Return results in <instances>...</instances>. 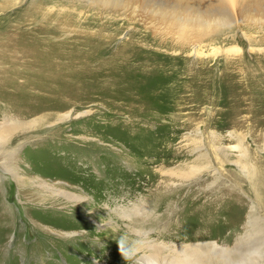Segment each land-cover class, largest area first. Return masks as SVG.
Wrapping results in <instances>:
<instances>
[{"label": "rangeland", "instance_id": "obj_1", "mask_svg": "<svg viewBox=\"0 0 264 264\" xmlns=\"http://www.w3.org/2000/svg\"><path fill=\"white\" fill-rule=\"evenodd\" d=\"M162 2L0 0L2 40L19 46L0 64V133L13 120L29 123L6 148L9 167L0 152V205L14 213L0 209V264H144L143 237L191 239L200 213L217 218L202 227L212 239L232 233L234 216V238L251 216L264 228V14L223 3L214 9L229 24L182 40L159 17L182 8L152 7ZM83 40L97 42L98 61L129 58L126 82L137 77L158 98L114 109L93 102L105 94L100 87L92 98L82 90L99 76L77 81L22 57L21 45ZM16 61L31 66L14 68ZM142 62L144 76L136 68ZM112 67L104 70L118 74ZM23 88L33 96L11 97ZM74 99L80 104L60 107ZM9 101L32 112L12 114ZM145 203L146 212L135 210ZM258 244L254 264H264Z\"/></svg>", "mask_w": 264, "mask_h": 264}, {"label": "bare ground", "instance_id": "obj_2", "mask_svg": "<svg viewBox=\"0 0 264 264\" xmlns=\"http://www.w3.org/2000/svg\"><path fill=\"white\" fill-rule=\"evenodd\" d=\"M89 1H91V3H96V2L101 3V5L104 7H108V6L115 7V5H117L118 3L120 5L130 4L131 8L137 7L135 5L136 0H89ZM161 1H163L162 2L163 4L160 5L154 4V6L152 7L182 8V10L179 12H177L179 10L178 9L175 11L161 13V15L159 16L162 21H164L163 19H165L166 21H170L171 24H169L168 27H171V25H173L177 28L178 36L182 40L187 39V37L190 36V34L198 35L200 33L203 34L207 31H210V33L212 34L213 29L218 27L220 21L223 22V25L229 24L230 23V18H228L229 16L226 15L218 16L217 12H215L214 9V8H220V6L223 3L226 4L228 8H240V9L255 8L253 11L254 15H261V13L264 14V9H261L264 8L263 0H253L252 3L247 0H181V1L179 0L178 2L176 1L177 2L176 5L173 4L174 5L173 7L171 6V2H165L164 0ZM195 11H196L195 14L196 16H194V18L192 19L191 15H193ZM221 13L222 12H220V14ZM212 16H218V17L212 18ZM208 17L209 19L206 20ZM2 39H3V33L0 31V64L3 63L4 59H6L5 58L6 55L15 51L19 47L17 41L15 40L3 42ZM21 46L24 48L22 49V51L24 52V54L22 55L24 60L27 57H29L31 60L30 61L31 64L42 65L41 70L43 72H53L59 70L66 74L70 73L68 75H75L77 81L79 80L78 74H86V73L93 74V78L95 76H99V80L97 79V81H94L96 77L93 80H91L92 82H94L92 89L85 86L82 87V90H84L89 94V98L93 97V94L95 91L98 90V87H100L105 92V94L101 97H98L96 95L97 97L94 98L93 102H98L100 104L105 103L104 105H109V106L113 105L114 109L121 106L120 107L121 111L128 112L129 109L132 107L133 103H135V105H138L140 107L141 104L145 105L148 96H150L152 100L158 98V92L153 88H150L145 83V81L142 82L137 77L130 78V80L128 81L130 85H128L129 83L126 82L127 81L126 77H124V75L122 76V74H124L126 68L130 66L128 61L129 58L121 61L122 62L121 65L117 64L116 62L117 59L115 58L98 61L95 56V49L97 47L96 41L83 40L78 43L76 42L68 43L67 46L57 43L51 45L48 43H41V42H37L35 45L29 48H25L23 45ZM16 58L18 57H15V59ZM31 64L25 63L24 65H20L17 62V65H14V68H18L20 66L23 68H30ZM110 64L111 66H113L111 68V71L118 70V74L109 73L104 70V67ZM145 65L146 64L142 62L136 67L139 69L142 76H144ZM14 68H12V70H14ZM60 74L61 73H59V75ZM111 74L117 76L121 75L122 77L121 79H118L115 76H111ZM33 85L34 84L32 83V86ZM73 85H74V81L70 80V86ZM51 91L53 93H56L55 90H51ZM139 93H141V95H138ZM19 96L20 97L23 96L25 97L24 99H27L33 96V92L31 91V88H23L16 90L14 95L13 94L11 95V97L17 98L16 99L17 101ZM9 102L13 104L11 106V109L14 110V112L12 111V114L16 113L17 115H22L23 118H26L32 112L31 108H29L24 103L21 102L17 103L16 101L15 102L9 101ZM75 103L80 104L78 103V101L74 99L70 102H65L63 106L60 107H65ZM56 107L58 108V106ZM57 108H54L53 110L58 111ZM135 111H131V113L136 114ZM12 114L11 116L9 115V117L12 118L13 117ZM63 115L68 116L67 113ZM13 119H15V117ZM28 124L29 123L27 122L21 123L19 121L13 120V122H8L2 127L4 128V130L2 131V133H0V152L6 154L5 156L6 167H9V161L12 160V155H13V152L6 150V148H8L9 145L14 142L13 140H17L21 138L18 135L17 137H15V135H13L14 131L17 130V128L19 127L22 126L26 127ZM234 147H237V145H235ZM93 163L94 162H88L87 163L88 167H91ZM48 185L50 186V184ZM0 209L4 212H8L11 218L13 217L14 213L12 212L11 205L7 204V206L5 207L2 204L0 205ZM135 210L139 212H146L148 210V206L145 203V206L143 204L140 206H136ZM195 217H197L200 220V222L199 224L196 223L190 224L192 228L196 227L193 230H191L192 232L190 236L191 239L189 238V236L187 237L176 236L177 238L176 240L166 239V237L162 235L160 236V238H150L148 236L143 237L142 242L139 245L140 247H142L141 249L144 250V252L142 253L141 261H143L144 264H254L258 262L257 260L259 259L257 255L259 254V251L256 248L259 246L258 243H260L261 246L263 244L264 228H261L262 226L259 227L261 224H258V226H256L255 222H253L251 219L252 216L249 217L248 219L247 229L245 230L243 235L235 238H234V233L236 231L235 228L237 227V223L235 220L236 218L234 216L233 217L234 222L229 223L233 226L232 233H230L228 236L222 239H212L211 237H207L208 234L206 236H203L202 233L204 231V230L202 231V229H204L202 227L206 225L212 219V217L217 219L216 217L211 216L207 213H200ZM258 227L261 229H259ZM162 231H164V229ZM183 232L184 231H182V233Z\"/></svg>", "mask_w": 264, "mask_h": 264}]
</instances>
